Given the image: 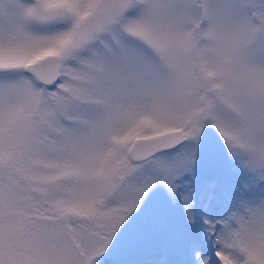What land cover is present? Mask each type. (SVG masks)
Here are the masks:
<instances>
[{
	"label": "snow or ice",
	"instance_id": "6c2138e0",
	"mask_svg": "<svg viewBox=\"0 0 264 264\" xmlns=\"http://www.w3.org/2000/svg\"><path fill=\"white\" fill-rule=\"evenodd\" d=\"M0 264H264V0H0Z\"/></svg>",
	"mask_w": 264,
	"mask_h": 264
}]
</instances>
